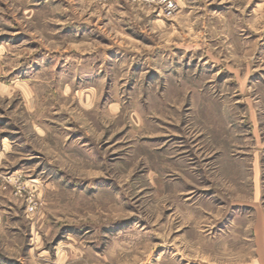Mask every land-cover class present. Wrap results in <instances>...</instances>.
I'll return each mask as SVG.
<instances>
[{
  "label": "rangeland",
  "instance_id": "374dc122",
  "mask_svg": "<svg viewBox=\"0 0 264 264\" xmlns=\"http://www.w3.org/2000/svg\"><path fill=\"white\" fill-rule=\"evenodd\" d=\"M176 11L0 0V264H264V0Z\"/></svg>",
  "mask_w": 264,
  "mask_h": 264
},
{
  "label": "crops",
  "instance_id": "0c3cea01",
  "mask_svg": "<svg viewBox=\"0 0 264 264\" xmlns=\"http://www.w3.org/2000/svg\"><path fill=\"white\" fill-rule=\"evenodd\" d=\"M175 1L178 5V10L173 19H163L159 16V13L150 16L152 24L157 27L158 30L168 29L172 32L182 31L180 28L181 22L184 25L181 37L184 39L210 37L212 36L210 32L216 29L222 31L225 29L228 32L236 30L244 32L246 28L248 33H250L251 0ZM216 22L218 23L217 27L214 26ZM170 36L172 37V35ZM192 45L197 46V44ZM262 259H264V257L261 258V260Z\"/></svg>",
  "mask_w": 264,
  "mask_h": 264
},
{
  "label": "built area",
  "instance_id": "2783aa9c",
  "mask_svg": "<svg viewBox=\"0 0 264 264\" xmlns=\"http://www.w3.org/2000/svg\"><path fill=\"white\" fill-rule=\"evenodd\" d=\"M151 3L155 4L156 7L163 12L167 14L174 13L177 10V3L175 0H148ZM27 211H32L33 210V205L28 204L26 207Z\"/></svg>",
  "mask_w": 264,
  "mask_h": 264
}]
</instances>
